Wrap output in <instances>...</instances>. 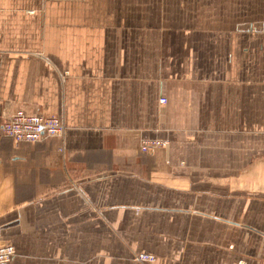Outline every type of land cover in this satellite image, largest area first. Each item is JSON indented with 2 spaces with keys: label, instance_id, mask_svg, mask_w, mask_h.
Instances as JSON below:
<instances>
[{
  "label": "crops",
  "instance_id": "0c3cea01",
  "mask_svg": "<svg viewBox=\"0 0 264 264\" xmlns=\"http://www.w3.org/2000/svg\"><path fill=\"white\" fill-rule=\"evenodd\" d=\"M19 109L63 136L14 143ZM6 244L9 264L264 263V0H0Z\"/></svg>",
  "mask_w": 264,
  "mask_h": 264
},
{
  "label": "built area",
  "instance_id": "2783aa9c",
  "mask_svg": "<svg viewBox=\"0 0 264 264\" xmlns=\"http://www.w3.org/2000/svg\"><path fill=\"white\" fill-rule=\"evenodd\" d=\"M160 101L165 103L166 99L162 98ZM64 131L65 125L59 117L28 113L23 109L17 110L13 115L5 119L2 125L3 135L10 138L14 143H37L49 138L62 137ZM163 144V141L158 140L144 142L141 150L147 154H153L155 149ZM15 255L16 251L13 245L0 246V264H9ZM135 260L142 264H169L160 262L151 253H138L135 255ZM235 264L248 263L245 260H240Z\"/></svg>",
  "mask_w": 264,
  "mask_h": 264
},
{
  "label": "rangeland",
  "instance_id": "374dc122",
  "mask_svg": "<svg viewBox=\"0 0 264 264\" xmlns=\"http://www.w3.org/2000/svg\"><path fill=\"white\" fill-rule=\"evenodd\" d=\"M154 154V153H153ZM153 154H150V155H153Z\"/></svg>",
  "mask_w": 264,
  "mask_h": 264
}]
</instances>
